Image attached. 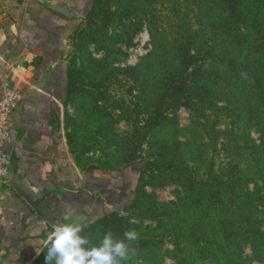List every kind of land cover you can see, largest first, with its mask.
<instances>
[{
  "label": "rangeland",
  "instance_id": "1",
  "mask_svg": "<svg viewBox=\"0 0 264 264\" xmlns=\"http://www.w3.org/2000/svg\"><path fill=\"white\" fill-rule=\"evenodd\" d=\"M23 1L0 0V15ZM88 10L69 39L68 96L57 129L82 171L119 170L127 159L144 166L132 203L109 220L81 223L83 234L96 243L109 231L118 238L135 231L134 253L123 264H219L215 258L224 243L231 250L222 264H264V235L257 233L264 232L263 180L248 175L244 182L253 196L240 194V202L258 211L252 212L256 224L244 221L249 225L238 228L222 222L232 221L237 200L231 192H217L213 178L228 182L222 166L248 158L236 153L248 144L234 137L239 109L257 111L244 132L254 143L260 139L255 122L264 117V14L253 3L246 15H229L232 24L245 16L243 31L222 38L211 18L199 16L197 0H94ZM182 32L213 43V57L202 63L208 72L198 81L208 95L192 106L169 99L162 121L141 138L134 129L143 134L148 128L164 77L176 64L175 34ZM175 172L182 178L175 179ZM245 229L250 237L236 239ZM28 264H45L43 252Z\"/></svg>",
  "mask_w": 264,
  "mask_h": 264
},
{
  "label": "crops",
  "instance_id": "2",
  "mask_svg": "<svg viewBox=\"0 0 264 264\" xmlns=\"http://www.w3.org/2000/svg\"><path fill=\"white\" fill-rule=\"evenodd\" d=\"M58 0H24L0 15V97L17 94L7 115L10 141L3 151L21 174L48 197L56 223L71 212L84 223L132 199L138 169H79L68 154L57 122L68 96L70 36L92 0H76L82 14L66 18ZM55 225L42 220L9 185L0 196V264H28Z\"/></svg>",
  "mask_w": 264,
  "mask_h": 264
},
{
  "label": "trees",
  "instance_id": "3",
  "mask_svg": "<svg viewBox=\"0 0 264 264\" xmlns=\"http://www.w3.org/2000/svg\"><path fill=\"white\" fill-rule=\"evenodd\" d=\"M94 0L91 1V3ZM236 5L231 6V8L226 7L225 0H197L198 2V14L200 17L208 16L211 18L212 22L218 25V31L216 34L222 35V38H227L230 36H234V30L240 34L243 30L240 23L245 21V16L240 20H237L235 24H232L228 19V16L234 14L235 16L241 14L244 11V15H246V10L249 9V6L254 3L257 4L259 9V14L262 16L264 14V0H233ZM90 7V6H89ZM88 7V8H89ZM88 10V9H87ZM87 10L85 13H87ZM89 11V10H88ZM228 11V13H227ZM260 23H262L260 21ZM175 41L178 43L175 48V58L176 64L172 66V70L168 71L164 77L162 83V91L157 99L158 104L156 108L150 112L148 115V120L146 127L144 129L143 134L140 131L139 127H135L134 133L137 136L143 138L146 133H149L150 130L159 122L162 121L165 114L163 111V107L167 103L169 99L175 100H184L188 103L189 106H192L193 103L197 100L203 101V94L208 95V92L203 85L198 83L199 80H204V76L208 70L202 66V63L206 59L213 57V43H203L198 35L188 34L187 32H182L180 34H175ZM151 58V55H149ZM261 72L264 73V70L261 69ZM264 77V75H261ZM261 78V77H260ZM264 80V78H261ZM263 80H259L258 85L261 87V82ZM69 85V81H68ZM264 91V89H262ZM239 109V108H237ZM255 111H248L246 108L239 109L237 113L238 124L236 125L237 129L234 133V137L237 139H245L248 144L245 146H238L236 149V153L238 155L244 154L245 157L243 160H238L237 157L231 158L224 166H222V173H226L228 176V182L223 179L218 174H213V178L216 180L217 192L222 193H232L235 196L237 202L234 203L235 208L230 210L229 219L232 221L229 222L227 218H223L222 222L232 225H238V228H243L239 225L243 223L246 227L250 224H256V222L252 221V212L258 211L253 204L245 206L240 202L241 196L240 194L246 196L248 199L253 196V193L250 190L246 189L244 182L248 179V175H259L258 178L263 180L264 183V117L262 119L256 120V131L259 133V141L254 143L252 139L248 138V132H244L247 130V127L251 125L250 120L253 119ZM262 114H264V110H261ZM249 140V141H248ZM228 144V143H227ZM250 145V151L245 152V147ZM160 156L161 153H159ZM140 163V164H139ZM142 162H138L134 159L128 160L121 166L120 170L124 167L138 166V173L136 177L135 187L132 192L131 201L124 205L122 208L117 210H110L99 217H95L97 219H106L108 220L113 217L115 213L123 210L125 207L129 206L135 197V188L138 184L139 178H141L143 174V166ZM243 165L240 167V164ZM150 164H154L155 162H151ZM146 171L148 168H144ZM185 169V168H184ZM221 173V172H220ZM230 173V175H229ZM182 172H175L173 177L175 179L182 178ZM223 176V174H221ZM225 177V176H224ZM264 186V185H263ZM228 189V190H227ZM213 192V190H212ZM235 201V200H234ZM264 209V205H263ZM94 218V219H95ZM244 221H249L248 223ZM258 224V223H257ZM257 233L260 235H264L260 229L257 230ZM114 237H117L116 233H112ZM246 237H250L249 232L245 229V231H240L239 235L235 238L244 239ZM259 243V241H258ZM144 244V242H143ZM147 244V243H145ZM133 247L135 244L132 245ZM255 246V244H254ZM228 250L230 246H227L225 243L222 244L221 254L218 258H215L216 262L222 264L224 261L223 257L228 254ZM253 251L256 252V248L253 247ZM217 254V255H218ZM193 261V260H192ZM191 261V262H192ZM190 264V263H189ZM194 264H198L195 262Z\"/></svg>",
  "mask_w": 264,
  "mask_h": 264
},
{
  "label": "clouds",
  "instance_id": "4",
  "mask_svg": "<svg viewBox=\"0 0 264 264\" xmlns=\"http://www.w3.org/2000/svg\"><path fill=\"white\" fill-rule=\"evenodd\" d=\"M68 213L57 223L36 249L43 252L45 264H123L134 249L131 242L138 239L135 231H126L122 238H116L109 231L96 242L91 243L84 235L81 223L71 219Z\"/></svg>",
  "mask_w": 264,
  "mask_h": 264
},
{
  "label": "water",
  "instance_id": "5",
  "mask_svg": "<svg viewBox=\"0 0 264 264\" xmlns=\"http://www.w3.org/2000/svg\"><path fill=\"white\" fill-rule=\"evenodd\" d=\"M75 2L76 0H58L53 8L64 17L73 18L77 14H82L80 8H73ZM5 183L11 186L26 201L42 220L50 225H55L56 219L50 212V204L47 200L55 190L54 185H52L51 189L47 192L32 185L31 182L21 174V171L14 166L12 160L10 162L8 174L5 177Z\"/></svg>",
  "mask_w": 264,
  "mask_h": 264
},
{
  "label": "built area",
  "instance_id": "6",
  "mask_svg": "<svg viewBox=\"0 0 264 264\" xmlns=\"http://www.w3.org/2000/svg\"><path fill=\"white\" fill-rule=\"evenodd\" d=\"M17 94L10 89L2 92L0 97V196L3 193L5 177L10 167V156L3 151V146L10 141L8 131L5 129L7 123V115L16 103Z\"/></svg>",
  "mask_w": 264,
  "mask_h": 264
}]
</instances>
